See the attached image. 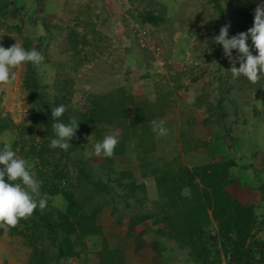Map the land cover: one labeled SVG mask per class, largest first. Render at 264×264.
<instances>
[{
    "label": "rangeland",
    "instance_id": "obj_1",
    "mask_svg": "<svg viewBox=\"0 0 264 264\" xmlns=\"http://www.w3.org/2000/svg\"><path fill=\"white\" fill-rule=\"evenodd\" d=\"M260 3L0 0V45L18 43L44 57L39 66L22 62L11 69L17 74L14 82L0 83V114L6 113L0 115V149L11 144L25 159L40 184L36 198L47 201L15 226L0 225V264H105L97 228L73 229V219L64 215L69 207H93L94 198L124 213L136 206L132 222L146 221L176 242L182 256H172L170 264H264V176L261 185L236 186V173L224 171L222 162L204 160L196 169L181 163L175 167L179 171L158 170V179L172 183L170 206L163 212L155 203L159 199L151 202L130 170L121 172L113 156L97 157L93 150L106 135L118 138L121 127L126 130L130 99L141 81L156 86L158 95L170 81L182 89L206 79L202 105L214 108V116L219 112L240 121H248L251 106L240 113L237 93H253L260 98L252 103L261 123L256 128L264 129V79H234L230 68L234 62L239 67V61L225 56L214 39L225 24H230L229 36L247 31ZM134 99L147 102L148 96ZM61 104L66 111L58 119L67 123L75 117L79 124L68 150L50 146L55 137L51 111ZM46 217L61 225L57 239L49 236ZM101 220L95 221L98 227ZM69 243L73 247L65 253L61 247ZM162 248L159 242L156 250Z\"/></svg>",
    "mask_w": 264,
    "mask_h": 264
},
{
    "label": "crops",
    "instance_id": "obj_2",
    "mask_svg": "<svg viewBox=\"0 0 264 264\" xmlns=\"http://www.w3.org/2000/svg\"><path fill=\"white\" fill-rule=\"evenodd\" d=\"M145 82L135 87L133 97L148 96V101L130 99V111L126 115L128 126L125 131L121 127L117 138L120 151L114 149L112 162L120 165L121 172L130 170V175L145 185L151 202L159 199L155 202L158 209L164 212L169 208L167 187L172 184L165 181L168 177L158 179V170L170 173L181 163L196 169L203 160L207 163L218 161L222 162L224 171L237 174L236 186L263 183L264 129L257 130L261 123L255 121L252 106L260 102L258 95L241 90L237 93L240 113L243 107L251 106L248 121L244 118L240 121L230 115L224 119L219 112L214 116V108L210 110L202 105L206 79L192 80L182 89L170 81L158 95L156 86ZM152 121H163L167 134L159 136L154 132ZM255 191L254 187L252 192ZM135 207L132 205L130 211L124 213L122 209L117 211L115 206L104 205L100 211V256L104 254L105 264H170L172 256L174 259L181 257L176 242L154 232L146 221L132 222L137 211ZM159 242L164 248L157 251Z\"/></svg>",
    "mask_w": 264,
    "mask_h": 264
},
{
    "label": "clouds",
    "instance_id": "obj_3",
    "mask_svg": "<svg viewBox=\"0 0 264 264\" xmlns=\"http://www.w3.org/2000/svg\"><path fill=\"white\" fill-rule=\"evenodd\" d=\"M229 27L230 24L222 26L214 39L222 46L225 56L230 60L239 61V67H236L234 62L230 68L232 77L235 79L243 75L253 83L264 79V0H261L255 8L253 25L247 31L229 36ZM233 50L237 53L235 58H233ZM43 59L42 53L35 48L26 50L18 43L10 47L0 45V83L14 82L17 74L11 69L21 65L22 62H31L39 66ZM65 111L63 104L52 108L51 111L55 137L51 139L50 146L62 150L69 149L70 140L79 126L75 117L67 123L58 119ZM152 125L153 131L159 136L167 134L168 129L163 121L159 123L152 121ZM117 143L116 136L106 135L94 144L95 156L111 157ZM0 165H3L0 167V225L15 226L20 218L30 216L37 207L44 209L47 201L44 198H36L40 196V184L30 171L31 166L25 159L17 157L11 144H5L0 149Z\"/></svg>",
    "mask_w": 264,
    "mask_h": 264
},
{
    "label": "trees",
    "instance_id": "obj_4",
    "mask_svg": "<svg viewBox=\"0 0 264 264\" xmlns=\"http://www.w3.org/2000/svg\"><path fill=\"white\" fill-rule=\"evenodd\" d=\"M87 180L88 183H91V179L87 178L85 179ZM87 194H90L89 192H87ZM94 200V205L93 207L90 205L85 206V207H81V211H79L78 208L76 207H72V208H68V210L66 211V213L64 214L66 218L73 219V229L74 227L80 226L81 229H83V232L89 233L91 231L92 228H97L94 232H96L95 234H98V230H100V228L96 225V220L97 217L100 213V211L102 210L103 206L102 204L99 205V202L97 199H93ZM46 223L48 224L49 230H50V234L49 236H52L53 239H57L58 231L56 229V227L58 228H62L60 224H57L54 222L53 219H51L50 217H46L45 218ZM72 229V230H73ZM90 229V230H89ZM89 230V232H88ZM65 232V231H64ZM68 232V228H66V232ZM93 232V229H92ZM64 240L66 241L68 239V237L63 236ZM180 238V237H179ZM181 240V239H180ZM67 246L65 247H61L62 251H65V253H67V249H71L73 246L71 243L66 244ZM64 246V243H63Z\"/></svg>",
    "mask_w": 264,
    "mask_h": 264
}]
</instances>
